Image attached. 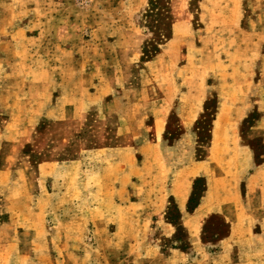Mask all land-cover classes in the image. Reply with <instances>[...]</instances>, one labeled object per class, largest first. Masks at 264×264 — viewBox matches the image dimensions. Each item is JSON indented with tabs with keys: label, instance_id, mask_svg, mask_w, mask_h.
I'll list each match as a JSON object with an SVG mask.
<instances>
[{
	"label": "rangeland",
	"instance_id": "1",
	"mask_svg": "<svg viewBox=\"0 0 264 264\" xmlns=\"http://www.w3.org/2000/svg\"><path fill=\"white\" fill-rule=\"evenodd\" d=\"M0 264H264V0H0Z\"/></svg>",
	"mask_w": 264,
	"mask_h": 264
},
{
	"label": "crops",
	"instance_id": "2",
	"mask_svg": "<svg viewBox=\"0 0 264 264\" xmlns=\"http://www.w3.org/2000/svg\"><path fill=\"white\" fill-rule=\"evenodd\" d=\"M251 156H248V162H249V159H251ZM46 167L47 166H45L43 164L42 169H45ZM189 167L190 168H186V170L187 169H196L197 170L196 172L192 173V176L198 175V174H200V172H204V168H205L204 164L202 165V162H198L196 164L194 163V164L190 165ZM45 175H50V174H48V173L46 174V172H45ZM121 190H123V187H121ZM187 190H188V188H187ZM178 191L179 190H177V189L175 191L173 190V194L172 195L174 196L173 198L175 199L176 204H177V206L179 207V209L181 211L182 209H184L187 195L184 197V199L181 200L180 198H178L179 197ZM204 207H205V205H204L203 201L201 200L200 204L198 205V207L196 208L195 211L199 212V213H204V210H203ZM195 211H194V213H195ZM161 221L163 223V227H165V229L168 231V232H165L166 235H171V233L173 231V227L170 224L164 222L163 220H161Z\"/></svg>",
	"mask_w": 264,
	"mask_h": 264
},
{
	"label": "trees",
	"instance_id": "3",
	"mask_svg": "<svg viewBox=\"0 0 264 264\" xmlns=\"http://www.w3.org/2000/svg\"><path fill=\"white\" fill-rule=\"evenodd\" d=\"M154 1H155V0H154ZM151 4H152V7H155V3H154V2H152ZM156 4H157V3H156ZM151 10H152V9H151ZM146 51H147V50H144V52H146ZM199 179H200V178H198L197 180H199ZM197 180H196V181H197ZM189 201H190V202H193V196L190 198ZM197 203H198V202H196L195 205H197Z\"/></svg>",
	"mask_w": 264,
	"mask_h": 264
}]
</instances>
